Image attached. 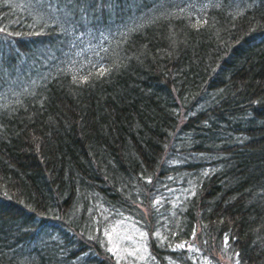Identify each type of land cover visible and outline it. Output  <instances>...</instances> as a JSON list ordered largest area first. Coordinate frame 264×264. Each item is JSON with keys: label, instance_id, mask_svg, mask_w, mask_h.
Segmentation results:
<instances>
[{"label": "trees", "instance_id": "obj_1", "mask_svg": "<svg viewBox=\"0 0 264 264\" xmlns=\"http://www.w3.org/2000/svg\"><path fill=\"white\" fill-rule=\"evenodd\" d=\"M109 1L0 0V264H264V0Z\"/></svg>", "mask_w": 264, "mask_h": 264}, {"label": "rangeland", "instance_id": "obj_2", "mask_svg": "<svg viewBox=\"0 0 264 264\" xmlns=\"http://www.w3.org/2000/svg\"><path fill=\"white\" fill-rule=\"evenodd\" d=\"M105 6L107 7V9L111 8L112 7L111 0L109 2H106ZM93 8L95 9V7H93ZM100 10L102 11V14H100V15L96 14V17H94V18H98V17L102 16L103 14L107 13L102 9H100ZM49 14H52L55 16L58 15V13H56V12H49ZM74 22L77 23V20L75 19ZM108 22L112 23V20L110 19V20H108ZM46 35H48V34H46ZM46 35L44 38H39V40L45 41V40H48V38L53 39V37L55 39H60V37H61V35L59 36L56 34H53V37H51V36L48 37ZM97 48H102V44L101 45L99 43L94 44L93 40L88 42L86 47L83 48L84 52L81 53L79 56H77L75 63H73V64H75L76 68L77 69L89 68V64H87L88 62L98 60L99 56H97V53H96ZM91 64H92V62H91ZM126 225L127 226L124 227V224L122 222L121 223L119 222V223L114 224V226L110 227L109 231H107V233H106V237H108L107 239L109 241L108 247H109L111 253L113 252L114 256L117 259L125 257L127 251H133V253L136 255V257L139 258L138 261H142L143 260L142 252L144 250L143 243H144V240L146 238V234L144 232H142L143 230L138 229L136 226L132 225L131 223H126ZM40 238H42V236H40ZM129 241L132 242L133 248H126L125 244ZM185 249L187 251H189L188 247H185ZM197 255H198L197 257H199V254H197ZM221 259H223V257H221Z\"/></svg>", "mask_w": 264, "mask_h": 264}, {"label": "snow or ice", "instance_id": "obj_3", "mask_svg": "<svg viewBox=\"0 0 264 264\" xmlns=\"http://www.w3.org/2000/svg\"><path fill=\"white\" fill-rule=\"evenodd\" d=\"M177 247H183V245H178Z\"/></svg>", "mask_w": 264, "mask_h": 264}]
</instances>
